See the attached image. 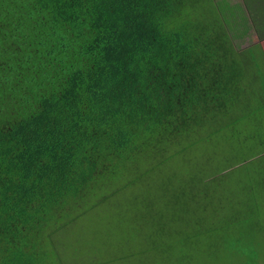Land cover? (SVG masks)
<instances>
[{
  "label": "trees",
  "instance_id": "trees-1",
  "mask_svg": "<svg viewBox=\"0 0 264 264\" xmlns=\"http://www.w3.org/2000/svg\"><path fill=\"white\" fill-rule=\"evenodd\" d=\"M255 34L264 0H0V264H68L60 232L134 184L205 196L194 154L264 102Z\"/></svg>",
  "mask_w": 264,
  "mask_h": 264
},
{
  "label": "rangeland",
  "instance_id": "rangeland-1",
  "mask_svg": "<svg viewBox=\"0 0 264 264\" xmlns=\"http://www.w3.org/2000/svg\"><path fill=\"white\" fill-rule=\"evenodd\" d=\"M246 108L226 140L194 154L200 174L205 165L216 175L205 196L153 198L159 188L143 183L121 189L60 232L64 263L264 264V102Z\"/></svg>",
  "mask_w": 264,
  "mask_h": 264
}]
</instances>
